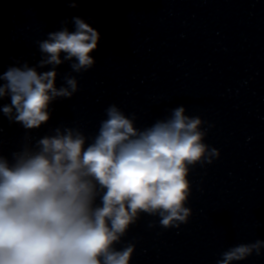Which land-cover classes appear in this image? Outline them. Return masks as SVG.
Wrapping results in <instances>:
<instances>
[{"label": "clouds", "instance_id": "1", "mask_svg": "<svg viewBox=\"0 0 264 264\" xmlns=\"http://www.w3.org/2000/svg\"><path fill=\"white\" fill-rule=\"evenodd\" d=\"M67 2L75 8L79 0ZM72 23L74 31L65 20L36 41V65L17 60L0 72V101L10 99L0 112L25 129L20 149L10 157L0 139V264H131L136 244L116 245L145 215L158 218L149 229L187 224L190 172L220 157L205 143L213 125L186 114L184 105L140 128L135 113L113 103L94 135L58 125L52 134L32 137V130L50 120L54 102L79 91L77 75L96 65L91 53L100 33L80 17ZM65 63L71 71L57 86ZM252 256H264V239L228 247L216 264Z\"/></svg>", "mask_w": 264, "mask_h": 264}]
</instances>
